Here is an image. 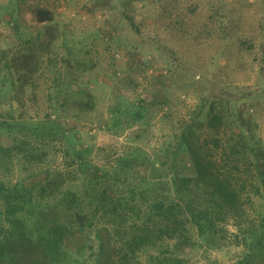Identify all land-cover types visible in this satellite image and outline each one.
<instances>
[{"label":"rangeland","instance_id":"374dc122","mask_svg":"<svg viewBox=\"0 0 264 264\" xmlns=\"http://www.w3.org/2000/svg\"><path fill=\"white\" fill-rule=\"evenodd\" d=\"M248 1L253 7L244 0H0V48L19 56V79L34 83L0 96L3 111L10 109L11 98L21 96L25 105L13 106L12 113L73 128L77 145L89 148V158L100 169L114 161L128 166L130 175L161 180L175 169L188 171L186 154L174 152L175 136L184 120L198 112L203 117L213 101L225 112L226 126L197 128L195 141L221 139L220 147L207 150L219 171L238 161L233 173L246 185L244 216L190 220V237L180 244L179 254L195 264L243 259L264 264V38L259 26L264 24V0ZM223 4L226 9L214 12ZM35 7L50 9L51 20L37 21ZM222 14L227 15L226 29L221 28ZM54 82L58 90L50 88ZM77 92L93 94L92 112L74 110L71 98ZM130 103L145 104L140 120L127 126L122 113L117 127L105 124L110 106L121 109ZM74 114L77 119L71 118ZM230 136L241 140L234 159L227 157L230 149L224 143ZM63 139L55 132L48 137L51 165H65L62 153L68 144ZM135 147L141 149L133 153ZM123 153L128 155L122 158ZM190 196L196 203L198 195L192 191ZM194 202L192 214H197ZM45 211L69 218L62 207ZM101 233L110 258L114 244ZM84 238L76 232L65 244L75 248Z\"/></svg>","mask_w":264,"mask_h":264},{"label":"trees","instance_id":"16d2710c","mask_svg":"<svg viewBox=\"0 0 264 264\" xmlns=\"http://www.w3.org/2000/svg\"><path fill=\"white\" fill-rule=\"evenodd\" d=\"M244 1L249 8L253 7L252 1ZM213 9L224 10L226 4ZM32 14L39 22L52 18L50 9L35 7ZM226 16H220L223 29H226ZM130 23L138 29L133 18ZM259 26L264 38L263 22ZM262 57L264 61V53ZM18 61V55L10 56L9 51L0 48V96L19 87L32 88L31 78L19 79ZM50 88L58 90L60 85L54 82ZM52 99L48 93V101L52 103ZM2 102L0 99V264H195L179 254L180 244L190 237V220L244 216L246 185L233 173L238 161H232V168L219 171L207 150L220 147L221 139L215 136L211 143L195 141L197 128L219 130L226 126L225 112L213 101L203 117L198 112L184 120L181 133L175 136L174 152L182 150L186 154L184 164L188 171L175 169L161 180L130 175L128 166H115L114 161L100 169L89 158V148L77 145L73 128L61 127L54 119L33 121L16 116L11 109L25 105L21 96L9 100L8 111H3ZM71 103L80 114L95 109L91 92L74 93ZM142 103H130L121 109L110 106L109 117L113 121L105 120V124L117 127L122 113L127 115V126L140 120L145 105ZM53 109L57 111L58 107ZM76 116L71 118L77 119ZM54 132L68 144L62 153L63 167L51 165L47 155L48 137ZM231 140V136L226 137L224 143L230 149L227 157L234 159L241 151V140ZM137 149L141 148L135 147L133 153ZM127 155L123 153L121 157ZM157 162L153 158L152 166L156 167ZM70 166L72 169L66 170ZM41 173L38 181H27ZM192 191L198 195L196 203L190 196ZM193 202L197 214H192ZM60 207L69 214L68 219L45 211ZM102 231L114 244L110 258L105 255ZM76 232L84 233L85 238L75 248H69L65 241ZM237 264H245V259Z\"/></svg>","mask_w":264,"mask_h":264}]
</instances>
